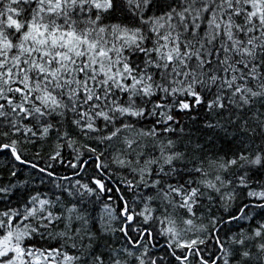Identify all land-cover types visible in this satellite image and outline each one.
<instances>
[{
    "label": "snow or ice",
    "instance_id": "obj_1",
    "mask_svg": "<svg viewBox=\"0 0 264 264\" xmlns=\"http://www.w3.org/2000/svg\"><path fill=\"white\" fill-rule=\"evenodd\" d=\"M0 264H264V0H0Z\"/></svg>",
    "mask_w": 264,
    "mask_h": 264
}]
</instances>
